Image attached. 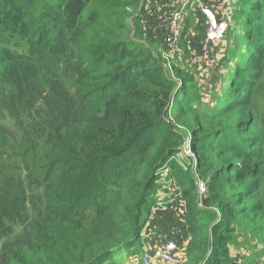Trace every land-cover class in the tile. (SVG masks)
Wrapping results in <instances>:
<instances>
[{"label":"trees","instance_id":"16d2710c","mask_svg":"<svg viewBox=\"0 0 264 264\" xmlns=\"http://www.w3.org/2000/svg\"><path fill=\"white\" fill-rule=\"evenodd\" d=\"M91 1L60 0L56 14L36 16L34 0H0V264H113L115 252L140 240L152 186L143 174L155 153L166 152L164 139L175 135L158 122V104L151 107L141 93L144 85L170 93L174 84L151 51L128 35L114 36L100 49L110 72L95 78L72 54ZM251 1L257 20H264V0ZM126 19L116 21L119 30L128 29ZM89 20L95 23L97 16ZM260 63H252L253 74ZM242 78L236 84L246 87ZM186 91L178 95L185 102ZM206 135L210 150L235 162L213 174V188L233 169L240 170L237 182L258 178L252 153L258 138L249 143L225 129ZM184 186L196 202L195 185L186 180ZM189 227L198 242L197 227L190 221ZM233 242L217 244L203 264H226ZM199 247H188L190 261L199 260Z\"/></svg>","mask_w":264,"mask_h":264},{"label":"rangeland","instance_id":"374dc122","mask_svg":"<svg viewBox=\"0 0 264 264\" xmlns=\"http://www.w3.org/2000/svg\"><path fill=\"white\" fill-rule=\"evenodd\" d=\"M34 1L36 16L56 14L60 2ZM177 1L92 0L81 17V36L77 47L73 48L72 54L81 56L85 65L93 70V76L98 78L110 72L100 59V49L107 47L114 36L128 35L151 51L162 67V74L174 84L170 93L151 85L143 86L141 95L150 100L151 107L158 104L161 112L158 122H164L175 135L164 139L168 140L166 152L162 155L155 153L154 165L148 166L143 174L145 181L152 179V186L146 201L149 208L145 212L147 217L140 240L115 252L111 261L113 264H139L137 256L157 247L151 249L147 246L157 245L169 237L180 248L183 237L186 246L182 245L177 256L179 264H203L212 249L217 244L223 245L227 238L234 241L228 245L231 264H264V20H257L258 13L251 11V0L200 2V7L206 5L218 20L227 23L223 39L211 44L207 54L202 56L200 36L204 18L197 13V24L192 25L196 23L192 11L198 8V4L191 0L193 10L187 13L181 25L183 30L184 25L193 20L190 25L196 27L194 37L186 36L176 49L167 53L158 42L160 39L155 28L167 21L172 9L178 8ZM94 14L97 21L92 23L89 18L92 15L94 18ZM123 15L129 26L126 31L119 30L116 24ZM256 60L261 63L253 74L252 63ZM241 74L246 87L236 84ZM186 89L188 101L185 102L183 99L186 98L178 95ZM233 89L238 90L239 97L229 103ZM239 101L244 104L237 107L235 103ZM244 108L246 110L242 111ZM242 125L246 129L239 132ZM224 129L238 137H249V143L259 139L256 147H252V153L258 158L254 163L258 178L237 182L234 175L240 170L233 169V173H223L218 180L220 184L213 188V174L220 172L223 166L225 170H231L235 164L234 161L228 164L232 161L229 159L224 162L223 157L214 149L210 150L207 143L210 142L207 133ZM219 138L214 140H221ZM160 147L164 148L165 144ZM186 180L195 185L196 202L183 193L187 188L184 186ZM200 184L206 186L203 195L198 191ZM209 196L214 197L213 201L205 200ZM154 206L158 210L162 208L167 216L173 213L171 206L177 211L171 217L161 214L153 218L151 210ZM189 221L197 227L195 239H199L198 242H192L194 235L189 233ZM221 224L224 227H220ZM196 244L200 246L201 251L197 253L200 258L190 261L187 249ZM238 244L242 247H236Z\"/></svg>","mask_w":264,"mask_h":264},{"label":"built area","instance_id":"2783aa9c","mask_svg":"<svg viewBox=\"0 0 264 264\" xmlns=\"http://www.w3.org/2000/svg\"><path fill=\"white\" fill-rule=\"evenodd\" d=\"M200 2V0H199ZM187 5L184 4L183 7ZM182 7V9H183ZM198 9L201 16L204 18V31L201 37L200 52L201 55H205L208 52L209 46L215 42L223 39L227 30V23L218 20L213 11L203 5L198 4ZM182 18L181 12L174 14L171 18L160 27L155 28L157 37L165 46L167 53H171L177 48L179 41L182 37ZM198 191L201 195L206 192V186L200 184ZM152 251L137 256L139 264H153V262L162 264H179V259L176 256L178 250L177 244L170 238L165 237L162 242L156 245Z\"/></svg>","mask_w":264,"mask_h":264},{"label":"crops","instance_id":"0c3cea01","mask_svg":"<svg viewBox=\"0 0 264 264\" xmlns=\"http://www.w3.org/2000/svg\"><path fill=\"white\" fill-rule=\"evenodd\" d=\"M195 3H197V4H200V2L201 3H203L204 4V2H205V0H200V2H199V0H193ZM191 0H187V1H185V0H178L177 1V4H178V8H174V9H172L173 11L171 12V14H170V17H168V19L169 18H171L174 14H176V13H179V12H181V18H182V22H183V19H184V17H186L187 16V13L188 12H190V10L192 9L191 8ZM187 3V5L185 6V7H183L184 6V4H186ZM189 3V4H188ZM182 7H183V9H182ZM193 10V9H192ZM193 12V14L195 15V17H199L198 15L196 16V14L198 13L200 16H201V14H200V12H199V9L198 8H196L195 7V9L192 11ZM196 20H197V18H196ZM198 21V20H197ZM193 26H195L194 24H192ZM195 28L196 27H191L190 28V30H189V34L187 35V37L188 36H193L194 37V31H195ZM192 34V35H191ZM186 37V38H187ZM185 38V39H186ZM201 38V37H200ZM159 39V38H158ZM161 41V40H160ZM160 41H158L160 44H162L163 45V47L165 48V46H164V44L162 43V42H160ZM163 204V203H162ZM173 213H171V214H175L176 213V211H177V209H175L174 208V206H171V209H170ZM170 211V212H171ZM151 213H152V215L154 216L153 218H158V215L160 216L161 214H163V215H161V216H165V217H171V214L169 215V216H167V214L166 213H163L162 212V208H160L159 210H158V208H156L155 206L152 208V210H151ZM160 218V217H159ZM157 223H159V222H157ZM182 245H184V238L182 237V239H181V243H180V248H178V250H177V252H176V256H178L179 254H180V252H181V248L183 247ZM154 246H156V244L155 245H152L151 247L150 246H147V248H151V249H153L154 248ZM184 246H186V245H184ZM231 260V257H229V259H228V261H227V263L226 264H231V262L232 261H230Z\"/></svg>","mask_w":264,"mask_h":264}]
</instances>
